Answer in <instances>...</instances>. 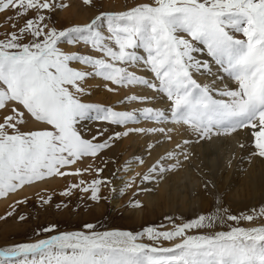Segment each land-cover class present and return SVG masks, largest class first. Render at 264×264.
<instances>
[{
	"label": "snow or ice",
	"instance_id": "6c2138e0",
	"mask_svg": "<svg viewBox=\"0 0 264 264\" xmlns=\"http://www.w3.org/2000/svg\"><path fill=\"white\" fill-rule=\"evenodd\" d=\"M83 3L89 5L92 0ZM64 7L67 5L52 0H0V13L14 10L15 17H24L35 12L17 31L0 39V110L11 108V114L0 123V197L46 177L80 175V169L73 173L60 169L84 157H97L111 142L130 132L158 133L172 139L168 135L172 128L127 127L139 120L186 126L198 137L197 142L245 130L252 137L253 155L264 158V0H151L126 11L101 12L84 25L63 30L49 27L43 12ZM104 25L107 35L101 30ZM26 38L27 42H22ZM62 43H83L101 56L64 51ZM205 49L211 63L193 55ZM73 62L90 71L72 67ZM141 63L153 79L129 70ZM213 63L236 87L216 88L215 81L201 84L194 78V73L214 75ZM93 75L113 85L142 86L155 93L131 95L126 97L128 101L166 98L168 107L116 111L86 103L82 97L89 94L86 82ZM28 118L43 127L21 131ZM89 119L126 130L103 142H96L95 137L88 140L77 125ZM152 148L154 145L148 144V149ZM175 155L167 152L160 157L142 179H150L157 170L165 172L161 161ZM101 171L96 169L97 174ZM106 183L93 179L85 184L81 180L70 189L90 192V199L99 201L100 188ZM70 189L61 195H69ZM131 206L140 205L134 202ZM227 211L218 209V215H201L168 231L147 227L135 234L98 232L95 225L85 224L87 232H62L36 243L0 248V264H264V224L188 234L192 229L211 228L216 221L223 224ZM257 218H264V207L251 215H226L227 221L237 224ZM54 227L44 231L51 232ZM145 236L152 243L140 242ZM159 241L178 242L164 247Z\"/></svg>",
	"mask_w": 264,
	"mask_h": 264
},
{
	"label": "rangeland",
	"instance_id": "374dc122",
	"mask_svg": "<svg viewBox=\"0 0 264 264\" xmlns=\"http://www.w3.org/2000/svg\"><path fill=\"white\" fill-rule=\"evenodd\" d=\"M122 1V4L126 6L127 0ZM52 2L67 5V7L57 8L53 12H48L47 10L43 12L47 18L45 23H48L49 27H55L57 30H63L74 25L87 24L101 12L111 11L109 10L110 6L108 0H92V3L89 5L84 4L83 0H52ZM78 11L79 13L75 15V12ZM71 12L74 14H71ZM34 16L35 12L33 11H29L24 17H15L14 10H5L3 13H0V39H4L5 35L8 33L17 31L19 27L24 25L26 19ZM9 17H15V19L9 20ZM13 23H15V27H13ZM103 29L107 31L106 25L102 26L101 30ZM22 42H27V38ZM60 47L64 51L92 55L97 58L101 56V53L91 50L89 46L83 43L76 45L62 43ZM197 47L203 49V45L197 44ZM137 51L140 55H146L143 53V50ZM193 55L200 61H208L211 63V58L208 57L206 49L201 52L193 53ZM213 64L212 70L215 72L216 70L218 71V73L213 72L214 76L221 78L224 73ZM71 66L80 70L90 71V69L80 65L78 62H73ZM129 70L133 71L131 67ZM194 74L195 79L199 77V75H202L199 73ZM93 76L89 78H93ZM89 78L87 80H89ZM96 78L100 79L98 86L102 88L99 89V87L96 86V91H104L110 94L113 91H108L105 85L112 89L120 87L104 81L100 77ZM103 84L104 86H102ZM202 84L205 83L202 82ZM87 85L88 83H86V86ZM92 87L94 86L89 85L88 89H90V92L88 95L82 97L83 101L112 107L106 100H103V98H96L97 95H93L94 88ZM125 100L126 98L124 96L121 101ZM9 114H11L10 107L6 110H0V123H2L4 117ZM143 122L145 121L143 120ZM133 124L135 125L136 123H130L129 125ZM42 127L43 125L28 118L27 123L21 127V131L37 130ZM77 128L83 138L92 140L93 137H95L96 142H103L114 133L126 130L123 126L111 125L106 122L91 119L80 122ZM132 128L140 127L134 126ZM141 134L143 135V133ZM122 139L123 137L111 142L112 146L102 150L95 158L84 157L75 164L60 169L65 173H73L77 169H80V175H54L46 177L43 180L35 181L21 187L30 188L34 186L30 193H28V191L22 194L18 193L19 189H21L18 188L16 191L9 192L7 195L0 197V248L21 243H36L39 240L48 239L62 232H87L89 230L84 227L85 224L95 225L94 230L98 232L118 230L130 231L135 234L142 232L147 227H154L158 231H168L172 230L174 225L189 222L201 215H218V209L221 211L223 209L228 210L224 216L225 222L223 224L216 221L211 228L192 229L189 230L188 234H210L217 231H228L230 226L253 227L264 224V218H257L252 222L242 220L239 224L235 221H227V214L240 216L241 214L251 215L254 210L258 212L261 207H264V199L256 197L248 204L245 203L246 206L245 204L235 205L228 200V197L217 187V182L212 178L204 177L201 179L202 184H200L199 195L190 190L185 191L184 203L183 201L182 203L179 201V204L177 200L174 206L170 204L165 205L161 202L156 203L153 207H148L144 200H142V196L146 190L142 188L138 189V187H133L132 185V188H126V190L122 191L123 193L120 192V194L118 190L122 182L119 184L115 183L116 180L119 179L117 178L119 173L116 167V156H114V153L122 144ZM96 169H102L103 171L97 174ZM93 179L108 181V183L102 185L100 188L99 195L101 199L99 201L91 200L90 192H82L80 188L70 189L71 185L79 184L81 180L85 181V184H88ZM141 181L146 184L151 182L149 179L143 180L142 178ZM81 187H83V185ZM69 189V195H61V193L69 191ZM189 192L191 193L188 194ZM250 195L249 197H252V194ZM45 200H48V203L45 204ZM134 202H139L140 206L132 207L131 205ZM203 203L207 205L203 206ZM9 213H11V215H9ZM21 216H23L24 219H20ZM52 226H55L53 231H44L45 228ZM140 242L152 243L146 236L142 237ZM176 242L178 241H159L158 243L164 247H170Z\"/></svg>",
	"mask_w": 264,
	"mask_h": 264
},
{
	"label": "bare ground",
	"instance_id": "6f19581e",
	"mask_svg": "<svg viewBox=\"0 0 264 264\" xmlns=\"http://www.w3.org/2000/svg\"><path fill=\"white\" fill-rule=\"evenodd\" d=\"M122 2V0H108L110 12L126 11L139 3H149L150 0H127L126 6ZM78 13L79 11L75 12V15ZM71 14L74 13L71 12ZM102 31L107 35V31L104 29ZM131 69L139 75L153 79L152 74L144 69L142 63L131 67ZM212 72L215 71L212 70ZM216 72L218 73L217 70ZM222 75L221 78H217L214 75L202 74L196 77V79L201 84L202 82L211 83L215 81L214 86L216 88H223L225 86L229 88L236 87L235 82L231 78L227 77L226 74ZM99 82L100 79L93 76L86 83H88V87L89 85L94 86L92 87L94 88L93 95L96 94V98H103L116 110L133 111L142 107H159L166 110L168 107L166 98L164 100L157 98L154 101L145 103L128 100L121 101L124 96L126 98L131 95H155L151 90L142 86L117 87L109 94L104 91H96L97 88L95 87L98 86ZM98 87L102 89L101 86ZM134 126L145 129L149 127L172 128L173 131L168 133L172 139H166L163 134L142 135L138 132H130L127 137H123L122 144L114 153L119 173L117 177L119 179L115 183L119 184L122 182L118 190L119 193L129 188L126 185L130 182L133 187L146 190L142 196V200H144L148 207H153L156 203L161 202L165 205L170 204L174 206L177 200L184 203L185 191L190 190L199 195L200 184H202L201 179L207 177L216 181L217 187L235 205L248 204L256 197L264 199V158L253 155L255 149L252 145L250 132L246 133L245 130H240L229 136H214L211 140L206 139L197 142L198 137L193 135L189 130H186V126L171 123L156 125L151 121L143 122V120H139L135 125H128L127 127L132 128ZM184 140L190 142L184 144ZM150 143L154 145V148L148 149V144ZM178 144L180 145L179 148L177 147ZM240 144H244L245 146L241 148ZM167 152L176 153L172 159L161 161V165L167 170L163 173H160L159 170L151 173V180L149 179L151 182L149 184L141 181V178L148 173L149 168L156 164L157 160L165 156ZM185 155H187V159L184 158ZM139 160H143V163L141 164ZM33 188L34 186L21 188L18 193L22 194L26 191L30 193ZM250 194H252V197H249ZM205 205L207 204L203 203V206Z\"/></svg>",
	"mask_w": 264,
	"mask_h": 264
}]
</instances>
